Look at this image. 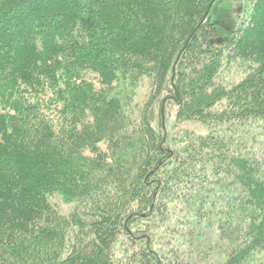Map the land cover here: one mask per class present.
Masks as SVG:
<instances>
[{
	"label": "trees",
	"instance_id": "trees-1",
	"mask_svg": "<svg viewBox=\"0 0 264 264\" xmlns=\"http://www.w3.org/2000/svg\"><path fill=\"white\" fill-rule=\"evenodd\" d=\"M216 1L0 0V264H252L264 252V146L247 136L264 145V0L225 39ZM232 68L247 73L222 81ZM126 71L150 83L134 119L109 95ZM158 99L175 104L172 143L160 111L153 124ZM53 196L75 202L69 218ZM175 212L217 229L207 244L200 230H159L154 244L142 223Z\"/></svg>",
	"mask_w": 264,
	"mask_h": 264
},
{
	"label": "rangeland",
	"instance_id": "rangeland-1",
	"mask_svg": "<svg viewBox=\"0 0 264 264\" xmlns=\"http://www.w3.org/2000/svg\"><path fill=\"white\" fill-rule=\"evenodd\" d=\"M250 10V2L249 0H218L216 1L209 10V15L211 21L213 22L218 36L220 39H225L230 35V33L237 27L240 19L247 15ZM238 72V73H237ZM247 73L245 68H232L228 73L227 70L221 72L219 75L222 81L228 82V80L237 81L240 78L244 77ZM149 80L146 76L136 75L134 71H126L117 77V80L113 82L110 87L109 95L111 98L119 102L123 108L131 114V118H135V114L137 115L139 111L148 103L151 98L150 95V87ZM96 88L99 87L97 82H95ZM164 96V95H162ZM161 96V97H162ZM175 104L173 102L170 103H161L159 99L152 103L150 108L151 115L154 118L153 124H158V112H161L160 119L162 122V131L164 134L165 142L172 143L173 136L175 135L174 123H175ZM155 116V117H154ZM187 129H191L197 133H205L206 126L198 121H191L185 124ZM249 137L248 145H251V141L255 143L257 147L264 146L260 145V138L252 132L251 134H247ZM258 138V139H257ZM104 148L103 146H100ZM105 149V148H104ZM261 164H264L263 159H259ZM50 201L55 206L56 210L61 216L69 218L70 214L74 208V201L72 199H68L62 196H53L50 197ZM177 216V222H169V223H161L160 225L154 224L153 227L148 223H142V230H158L155 235L157 240L153 243L160 244L162 241V237L159 233V230H170L169 234L174 238V234L187 235L190 231L180 232V230H200L197 231L201 237H198V240L201 242H205V240H210L212 237L211 230H216L217 228L213 225H210L209 221L206 220H196L194 217L186 218V216L182 213H174ZM218 222V220L216 221ZM215 222V223H216ZM208 223V225H207ZM146 226V228L143 227ZM192 234V233H190ZM195 234V233H194ZM214 234V233H213ZM187 239H192V237H187ZM205 244V246H206ZM157 245V244H156ZM225 248V247H224ZM224 248L222 245L217 248L212 249L211 254L215 257L223 253ZM206 248H200L199 251H204ZM222 252V253H221ZM264 264V252L259 256H255V262L252 264Z\"/></svg>",
	"mask_w": 264,
	"mask_h": 264
}]
</instances>
